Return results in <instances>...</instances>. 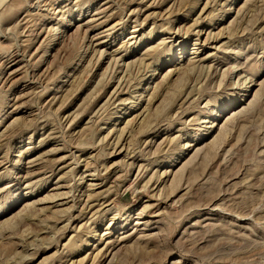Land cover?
<instances>
[{
	"label": "rangeland",
	"instance_id": "rangeland-1",
	"mask_svg": "<svg viewBox=\"0 0 264 264\" xmlns=\"http://www.w3.org/2000/svg\"><path fill=\"white\" fill-rule=\"evenodd\" d=\"M175 261L264 264V0H0V264Z\"/></svg>",
	"mask_w": 264,
	"mask_h": 264
},
{
	"label": "bare ground",
	"instance_id": "bare-ground-1",
	"mask_svg": "<svg viewBox=\"0 0 264 264\" xmlns=\"http://www.w3.org/2000/svg\"><path fill=\"white\" fill-rule=\"evenodd\" d=\"M89 191V190H88ZM95 197V196H94ZM96 198V197H95ZM103 198V197H102ZM98 199V198H97ZM101 202V201H100ZM86 203H87V206H88V208L89 209H91V208H93V207H95V206H97L98 205V203H97V200H93V199H91V197L89 196V197H87V200H86ZM102 204V203H101ZM104 205V204H103ZM102 205V206H103ZM99 206V205H98ZM97 206V207H98ZM100 207V206H99ZM96 210V209H95ZM96 211H98V210H96ZM101 212V211H100ZM94 216V215H93ZM138 223V222H137ZM101 241V240H100ZM106 242V241H105ZM110 245V244H109ZM96 246V245H95ZM94 248V247H93ZM111 248H112V246H111ZM99 253V252H98ZM101 253V252H100ZM98 255H100V254H98ZM97 256V255H96ZM109 256V255H108ZM96 258V257H95ZM178 262V261H177ZM177 262L175 261L173 264H177ZM171 263V264H172Z\"/></svg>",
	"mask_w": 264,
	"mask_h": 264
}]
</instances>
